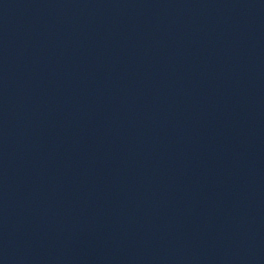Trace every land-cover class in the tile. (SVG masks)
I'll return each mask as SVG.
<instances>
[{"label": "water", "instance_id": "95a60500", "mask_svg": "<svg viewBox=\"0 0 264 264\" xmlns=\"http://www.w3.org/2000/svg\"><path fill=\"white\" fill-rule=\"evenodd\" d=\"M0 264H264V0H0Z\"/></svg>", "mask_w": 264, "mask_h": 264}]
</instances>
